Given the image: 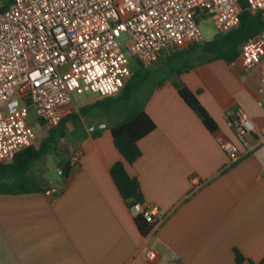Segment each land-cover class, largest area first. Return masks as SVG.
<instances>
[{
  "label": "crops",
  "instance_id": "crops-1",
  "mask_svg": "<svg viewBox=\"0 0 264 264\" xmlns=\"http://www.w3.org/2000/svg\"><path fill=\"white\" fill-rule=\"evenodd\" d=\"M164 59L173 61L166 80L151 88L141 106L156 126L138 140V158L125 162L144 203L156 207L153 229L140 233L110 174L121 155L109 128L122 120L111 118L108 97L85 90L65 112L79 101H100L94 108L100 119L75 140L81 154L69 173L45 179L29 171L38 189L0 193V264H258L264 258L258 66L246 69L187 47L163 52L156 63ZM174 84L195 92L216 130L204 125ZM239 108L255 127L242 139L234 132ZM223 138L237 144L236 162L220 147ZM56 183L60 188L47 193ZM235 249L245 257L241 263Z\"/></svg>",
  "mask_w": 264,
  "mask_h": 264
},
{
  "label": "built area",
  "instance_id": "built-area-1",
  "mask_svg": "<svg viewBox=\"0 0 264 264\" xmlns=\"http://www.w3.org/2000/svg\"><path fill=\"white\" fill-rule=\"evenodd\" d=\"M242 1L250 12L264 15V0H10L0 11V162L34 144L30 108L57 126L73 95L118 94L132 74L130 57L147 66L163 52L202 43L200 18L208 17L216 33L238 27ZM231 63L258 66L257 102L264 106V30L245 41ZM237 116L234 132L242 139L255 127L242 109ZM260 138L264 142L263 134ZM219 143L230 163L240 158L233 140ZM80 154L74 148L70 168ZM59 188L56 183L46 192ZM131 210L157 221L151 204L136 203ZM146 256L153 259L155 253L147 250Z\"/></svg>",
  "mask_w": 264,
  "mask_h": 264
},
{
  "label": "trees",
  "instance_id": "trees-1",
  "mask_svg": "<svg viewBox=\"0 0 264 264\" xmlns=\"http://www.w3.org/2000/svg\"><path fill=\"white\" fill-rule=\"evenodd\" d=\"M9 2L1 6L0 11L4 10ZM263 30L264 15L250 12L242 1L238 27L226 33H216L210 40H204L202 43L186 47L194 50L198 47L204 54L209 55L210 59H222L230 62L239 55L241 46L245 41ZM137 75H139L137 71H132L130 76L132 79L129 78L130 80L128 79L125 83L121 96L126 97L131 90L138 88L139 82L134 81ZM174 85L183 101L198 113L204 125L210 131L216 130V121L201 104L195 92L188 89L185 85ZM99 103L100 101H96L83 106L81 113L87 114ZM74 117H77V115L73 113L64 116L57 126L50 129L49 134L41 140L39 146L31 144L18 152L11 161L0 162V193H19L38 189V187H35V181L29 175V171L33 164L49 154L50 146L57 138L64 135L65 123ZM40 121L44 122L42 119ZM155 126L154 121L146 111L140 108L109 128L114 146L121 155V159L111 166L110 174L130 209L136 203L144 202V196L137 178L128 174L125 162L133 163L138 158L140 155L138 140L152 131ZM60 167L63 171L62 176H66L70 170L68 160L61 164ZM134 221L143 236H146L154 227V223L147 222L141 214L134 215ZM235 258L237 263H241L245 259L237 249H235ZM258 264H264V258Z\"/></svg>",
  "mask_w": 264,
  "mask_h": 264
},
{
  "label": "rangeland",
  "instance_id": "rangeland-1",
  "mask_svg": "<svg viewBox=\"0 0 264 264\" xmlns=\"http://www.w3.org/2000/svg\"><path fill=\"white\" fill-rule=\"evenodd\" d=\"M7 0H0V5L4 4ZM199 26L201 28L204 40H210L216 34V30L208 17L199 19ZM186 49V47L178 48L175 50L167 51L174 52ZM199 50V48H195ZM173 61L162 60L158 63H153L147 66H143L137 62L134 57L129 58V65L132 71H137L139 75L134 78V81L139 82L138 88L131 90L128 96H121L122 89L118 94L112 97H108L105 102L108 103L109 112L111 118L125 119L133 111L140 109L144 100L150 95L151 88L157 84V82L166 80L168 70ZM132 79V78H130ZM129 79V80H130ZM128 81V80H127ZM126 81V82H127ZM82 96V95H78ZM73 98H77L73 95ZM91 102L83 103L79 101L74 110H69L64 116L68 114H76L77 117L68 120L65 123L64 135L57 138V140L50 146V152L44 158L38 160L30 169L31 175H36L41 178L44 175L45 179H53L58 177L57 167L63 164L71 155L74 148L75 140L78 139L79 134L86 127H89L94 121H98L100 116L91 110L87 114H82L81 109L83 106L89 105ZM103 107L105 105L103 104ZM101 112V110H100ZM34 134V145L39 146L41 140L49 134L52 126L47 125L45 122H41L40 118L35 115L33 108L29 109V117L27 119Z\"/></svg>",
  "mask_w": 264,
  "mask_h": 264
}]
</instances>
